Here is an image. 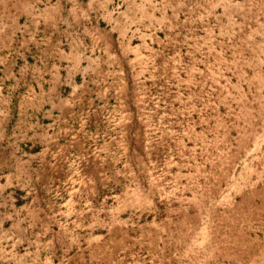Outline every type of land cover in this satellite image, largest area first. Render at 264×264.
Instances as JSON below:
<instances>
[{
    "label": "rangeland",
    "instance_id": "rangeland-1",
    "mask_svg": "<svg viewBox=\"0 0 264 264\" xmlns=\"http://www.w3.org/2000/svg\"><path fill=\"white\" fill-rule=\"evenodd\" d=\"M109 8L104 68L0 124V264H216L228 230L264 264V0Z\"/></svg>",
    "mask_w": 264,
    "mask_h": 264
},
{
    "label": "crops",
    "instance_id": "crops-1",
    "mask_svg": "<svg viewBox=\"0 0 264 264\" xmlns=\"http://www.w3.org/2000/svg\"><path fill=\"white\" fill-rule=\"evenodd\" d=\"M111 2L0 0V124L10 120L8 109L22 107L26 93L39 100L41 94L64 90L89 61L104 68L106 36L137 25L121 21L120 12L106 11ZM228 232L216 264H251L258 259L252 238L242 230L240 239L233 230Z\"/></svg>",
    "mask_w": 264,
    "mask_h": 264
}]
</instances>
